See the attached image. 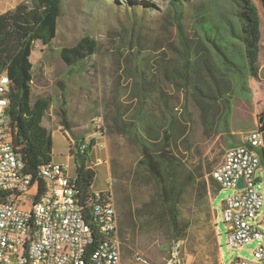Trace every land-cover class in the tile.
<instances>
[{"label": "trees", "instance_id": "obj_1", "mask_svg": "<svg viewBox=\"0 0 264 264\" xmlns=\"http://www.w3.org/2000/svg\"><path fill=\"white\" fill-rule=\"evenodd\" d=\"M232 1L237 6L241 25L237 28L229 21L227 36L206 13L199 14L187 0H169L179 43L175 45L165 37L161 43L155 40L148 55L143 54L148 52L149 18L130 11V23L124 28L129 34L124 57L127 64L135 67V74L131 72V77L126 78L133 82L132 96L130 92L127 94L133 102L129 105L116 98L114 111L107 113L105 120L107 132L125 137L139 149L137 172L139 177L144 176L145 184L153 185L154 195L135 215H125L124 221L119 219V232L120 225L123 231L133 224L135 216L146 218L144 223L149 226L159 225L166 230L169 240L184 243L193 228V223L181 219L187 193L194 191L198 202L204 204L209 203L211 194L214 196L222 190L212 176V164L205 169H192L185 153L191 150V130L196 122L208 138L231 135L234 79H240L241 88L250 92L249 78H259L262 19L258 5L255 0ZM63 4L64 0H25L0 14V78L8 76L12 83L4 98L13 127V144L23 154L25 171L31 175L32 184H38L37 200L47 189L40 168L54 160L52 132L45 125L51 119L53 99L35 93L31 57L36 42L50 46L57 37ZM261 4L264 6V0ZM186 8H190L195 20V37H191L187 29ZM98 50V41L85 36L75 46L64 47L60 55L71 67L81 65ZM171 52L177 53V59L169 56ZM60 87L65 105L67 87L64 83H60ZM167 87L183 95V103L175 101ZM58 114L63 129L72 131L75 136V145L71 148L76 164L74 194L84 220L94 231V241L85 257L86 264H92V255L101 237L93 216V185L97 172L88 164L96 140L92 139L83 150V139L79 141L75 133L77 126L69 120L67 110L61 107ZM222 126L225 133L221 131ZM258 131L264 132V120ZM207 215L212 218V205H208ZM218 242L215 238L216 245ZM217 247L221 249L220 243Z\"/></svg>", "mask_w": 264, "mask_h": 264}, {"label": "rangeland", "instance_id": "obj_2", "mask_svg": "<svg viewBox=\"0 0 264 264\" xmlns=\"http://www.w3.org/2000/svg\"><path fill=\"white\" fill-rule=\"evenodd\" d=\"M25 0H1L0 13L14 8ZM193 4L198 13H206L222 34L229 36V21L239 28L238 9L232 0H187ZM261 14L262 44L264 45V6L262 0H255ZM130 11L145 14L149 18V28L146 31L148 55L155 40L168 38L178 45V30L174 25L172 8L169 0H64L63 15L58 23L57 37L50 46L36 42V49L32 54L35 70L34 91L37 95L52 97L53 106L51 119L45 125L52 132L53 158L55 162L69 165L71 173L76 175V164L68 160L70 143L75 139L74 133L60 131V108L68 112L69 120L77 128L75 133L82 139H102L107 154L108 164L96 168L97 177L93 185L96 193L112 188L120 221L125 215L133 214L138 208L149 202L154 195V187L145 184L144 176L139 177L137 164L141 153L125 137L107 132L105 117L114 111L116 98L132 105L131 72L135 74V67L127 64L125 55L128 49L129 34L124 28L129 25ZM185 22L191 37H195V20L190 14V8L185 10ZM128 37L126 36V34ZM90 36L99 43L98 52L84 60L81 65L67 66L62 60L60 52L64 47L75 46L83 37ZM121 54V55H120ZM177 59V53H168ZM141 56V58L143 57ZM139 58V59H141ZM264 63V54H262ZM249 78L250 92L244 91L242 81L234 79L236 93L234 95L230 128L235 134H220L211 138L203 134L199 122L191 130V150L185 153V159L192 169L207 168L212 164L217 168L223 161L226 150L231 141L241 142L243 134L247 132L254 109V90ZM134 81V78H133ZM60 83L67 87V101L63 105ZM175 101L183 103V95L175 89L167 87ZM130 92V95L127 94ZM132 96V95H131ZM197 114V112H195ZM96 119H101L103 137L98 135ZM198 121V120H197ZM63 127V126H62ZM63 129V128H62ZM225 133V127H221ZM108 166L112 181L107 183ZM258 191L264 195L263 183H258ZM232 193L222 189L211 194L209 203H200L194 191H189L181 207V219L193 223L187 239L183 243V264H231L236 258L253 260L256 242L247 243L242 249H232L228 245V229L223 220L224 201ZM32 203H28L31 205ZM212 205V218L207 215L208 205ZM216 213V215H215ZM146 218L137 219L130 226L120 225L119 237L123 247V264H139L134 256L140 255L147 264H168L171 259V244L173 240L166 237V230L159 225H147ZM215 238L221 249L217 247ZM203 244V246H202Z\"/></svg>", "mask_w": 264, "mask_h": 264}, {"label": "built area", "instance_id": "obj_3", "mask_svg": "<svg viewBox=\"0 0 264 264\" xmlns=\"http://www.w3.org/2000/svg\"><path fill=\"white\" fill-rule=\"evenodd\" d=\"M0 85L5 92L12 83L6 82L4 75ZM95 121L96 133L103 137L101 119ZM93 139L97 141L99 137ZM91 140L84 139L81 148L86 149ZM261 144L258 128L245 133L240 144L226 150L222 163L212 172L222 189L232 191L223 204L229 247L240 250L247 243H257L253 260L238 257L231 264H264V199L256 181L261 167ZM74 145L72 141L70 147ZM0 160V264H86L94 231L84 220L76 200L75 175L69 165L55 161L41 166L47 189L37 200L38 184H32L22 156H17L7 108L0 109ZM101 163L97 160V164ZM240 179L242 188L238 187ZM99 213H106L107 221H100ZM93 216L101 237L92 264H123L120 215L112 188L95 192ZM182 248V241L172 242L168 264H183ZM136 261L147 264L140 255H136Z\"/></svg>", "mask_w": 264, "mask_h": 264}, {"label": "crops", "instance_id": "obj_4", "mask_svg": "<svg viewBox=\"0 0 264 264\" xmlns=\"http://www.w3.org/2000/svg\"><path fill=\"white\" fill-rule=\"evenodd\" d=\"M0 2H1V0H0ZM0 14H2V13H0ZM262 54H264V45L262 44V40H261V51H260V57H259V61H260L259 78L257 80L254 79L251 82V84H252L251 87L255 93V95H254V109L252 111V118H251L250 126L248 127L247 132H251V131L258 128V126L262 123L260 121L261 115L264 114V63L261 62ZM62 128L63 127L61 126L59 129L61 132L62 131L67 132ZM247 132H245V133H247ZM67 133H69V132H67ZM233 134H235L234 130L231 131V135H233ZM101 140L102 139H97L96 146L93 148V150L91 152V156H90V161L88 162L89 166H91L95 170H96V168H98L102 165H105L106 163L108 164L107 154L104 150L103 142ZM72 141H73V139H72ZM240 143L233 140V141H231L229 148L236 146ZM258 152H259L260 159H261V167L257 173V179L259 180V183H263V186H264V132H262V144L259 147ZM68 160H71L75 163L74 157L71 155V147L69 149ZM97 160H102L103 163L97 164ZM106 181L109 184L112 181V176H111V171H110L109 166H108V177L106 178ZM109 189L110 188L105 189V190H101L99 192H104V191L109 190ZM93 191H94V189H93ZM261 195L263 196V199H264V195L262 193H261Z\"/></svg>", "mask_w": 264, "mask_h": 264}, {"label": "bare ground", "instance_id": "obj_5", "mask_svg": "<svg viewBox=\"0 0 264 264\" xmlns=\"http://www.w3.org/2000/svg\"><path fill=\"white\" fill-rule=\"evenodd\" d=\"M5 81L11 82L10 79L8 78V76H5ZM6 92H8V91L3 92V87L0 85V109L7 108V116H9L8 103L4 98V94ZM258 133H260V132L258 131ZM16 151H17V156H22V160H23L22 152L18 148H16ZM0 170H1V160H0ZM0 208H2V201H0ZM99 220L100 221H107V214L106 213H99Z\"/></svg>", "mask_w": 264, "mask_h": 264}, {"label": "water", "instance_id": "obj_6", "mask_svg": "<svg viewBox=\"0 0 264 264\" xmlns=\"http://www.w3.org/2000/svg\"><path fill=\"white\" fill-rule=\"evenodd\" d=\"M263 120H264V116H261L260 121L263 122ZM256 181H257V183H259L258 179H256ZM238 187L239 188L243 187V179H240Z\"/></svg>", "mask_w": 264, "mask_h": 264}]
</instances>
